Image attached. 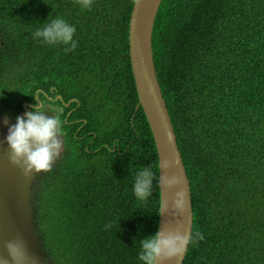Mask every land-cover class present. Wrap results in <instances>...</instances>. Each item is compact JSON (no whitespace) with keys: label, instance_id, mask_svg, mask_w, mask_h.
<instances>
[{"label":"trees","instance_id":"trees-1","mask_svg":"<svg viewBox=\"0 0 264 264\" xmlns=\"http://www.w3.org/2000/svg\"><path fill=\"white\" fill-rule=\"evenodd\" d=\"M134 1L0 0V89L30 85L71 141L62 168L31 184L53 264H139V241L157 231L158 160L129 62ZM57 17L75 48L33 35ZM152 53L202 237L183 264H264V0H161ZM142 166L153 173L143 201Z\"/></svg>","mask_w":264,"mask_h":264},{"label":"water","instance_id":"water-1","mask_svg":"<svg viewBox=\"0 0 264 264\" xmlns=\"http://www.w3.org/2000/svg\"><path fill=\"white\" fill-rule=\"evenodd\" d=\"M160 3L161 0L134 1L128 24L129 62L138 100L135 109L141 107L143 111L158 160L157 231L180 225L182 234L186 235L191 233L193 220L190 185L153 63L152 33ZM5 119L7 123L3 122ZM12 123L0 116V258H6L3 243L15 239L26 252L22 264H43L36 256L27 202L34 174H25L21 168L9 163L8 149L3 139L7 126ZM164 161L168 162L166 169L162 166ZM172 176L177 178L178 183L164 187L161 177ZM177 191H182V197L178 198L181 201L179 208L172 203L173 193ZM188 244L180 255L157 261V264H182Z\"/></svg>","mask_w":264,"mask_h":264},{"label":"clouds","instance_id":"clouds-1","mask_svg":"<svg viewBox=\"0 0 264 264\" xmlns=\"http://www.w3.org/2000/svg\"><path fill=\"white\" fill-rule=\"evenodd\" d=\"M90 3L91 0H78L81 8H88ZM74 31L73 25L66 22L63 18L57 17L49 20L42 28L36 29L33 35L47 44L59 43L67 45L68 47L64 50L68 51L76 47V41L73 39ZM10 89L11 87L9 89L4 87L0 89V110L2 112L8 110L14 112L11 117L0 114L1 117L13 122L7 126L3 139L8 149L9 163L21 168L25 174H34L30 182L31 185L32 183L34 184L36 173L51 169L56 159L68 151L71 141H69L68 136L63 135L59 117L55 113H49V109L53 108V106L41 104L36 98L33 102L34 95L36 96V94H34L30 85L24 84V88L17 87L18 90L9 95ZM31 95L33 96L31 97ZM57 99H61V97L58 95L53 98L54 101ZM26 101L33 102L35 105L23 104ZM15 113L17 114L14 118L13 115ZM3 122L7 123L6 119ZM63 144L65 150L61 154ZM162 166L166 169L168 162L164 161ZM152 182L153 173L151 170L147 166L140 167L134 175L132 183L133 195L138 200H145L150 195ZM161 183L164 187H168L177 184L178 181L175 176L161 177ZM173 197V206L179 208L181 201L178 198L182 197V191L173 193ZM27 202L31 217V231L35 237L33 241L36 247V256L43 264H53L41 251L40 241L35 232V223L33 221L35 215L31 196ZM199 238H202L199 232L182 234L180 225H176L170 229L166 228L155 231L139 241L137 260L139 264H157V261L170 260L180 255L190 241ZM3 250L6 253V258H0V264H22L26 259V252L23 246L15 239L5 241L3 243Z\"/></svg>","mask_w":264,"mask_h":264},{"label":"flooded vegetation","instance_id":"flooded-vegetation-1","mask_svg":"<svg viewBox=\"0 0 264 264\" xmlns=\"http://www.w3.org/2000/svg\"><path fill=\"white\" fill-rule=\"evenodd\" d=\"M23 104L33 105V106L35 105L33 102H30V101H26V102H24ZM13 113H14V112H13L12 110L4 111V112H2V111L0 110V114H1V115H5V116H9V117H11ZM22 113H23V111H22ZM16 114H17V113H15V114L13 115L14 118L16 117Z\"/></svg>","mask_w":264,"mask_h":264},{"label":"rangeland","instance_id":"rangeland-1","mask_svg":"<svg viewBox=\"0 0 264 264\" xmlns=\"http://www.w3.org/2000/svg\"><path fill=\"white\" fill-rule=\"evenodd\" d=\"M64 150H65V147H64V144H63V150H62V152H61V154L64 152ZM62 168V165H61V163H56V164H54V166L52 167V169H53V171L54 172H57L59 169H61ZM31 186V185H30ZM30 196H31V193H30ZM31 200H32V198H31ZM32 205L34 206V204L32 203Z\"/></svg>","mask_w":264,"mask_h":264}]
</instances>
